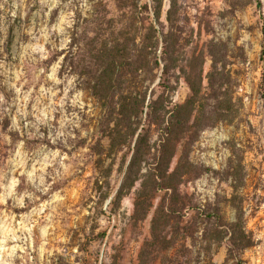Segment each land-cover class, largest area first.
<instances>
[{"label":"rangeland","instance_id":"obj_1","mask_svg":"<svg viewBox=\"0 0 264 264\" xmlns=\"http://www.w3.org/2000/svg\"><path fill=\"white\" fill-rule=\"evenodd\" d=\"M133 2L0 0V264H264V0H160L158 23L152 0ZM126 22L143 36L154 24L164 97L182 103L200 69L216 115L182 141L193 170L162 233L151 219L163 191L137 222V185L111 201L128 154L102 155L99 177L103 111L73 72L84 41Z\"/></svg>","mask_w":264,"mask_h":264},{"label":"trees","instance_id":"obj_2","mask_svg":"<svg viewBox=\"0 0 264 264\" xmlns=\"http://www.w3.org/2000/svg\"><path fill=\"white\" fill-rule=\"evenodd\" d=\"M116 1L119 9L135 5L133 0ZM152 2L153 18L158 23L160 0ZM146 29L147 33L143 36L141 29L133 22H126L112 29L110 38L105 41L88 38L78 51L81 57L77 56L72 66L73 72L81 76L83 87L97 100L103 111L99 131L106 139L107 146L101 153L94 149L98 154L95 167L99 170V177L108 178L110 175L109 168L101 167L102 155L112 156L123 149L128 154L120 184L111 201L118 206L122 197L137 185L131 214V218L137 222L145 219L158 192L163 191L166 197L155 207L151 219V232L162 233L165 218L183 208L179 187L190 178L193 170L182 141L190 136L193 127L208 126L216 115L215 110L209 111L204 107L207 94L202 91L200 69L193 77L184 76L189 93L182 103L164 97L161 88H165L169 96L174 88L172 85H162V76L157 74L159 63L155 54L157 30L153 23H149ZM261 33L264 43L263 20ZM263 43L259 55L262 64ZM172 61L170 57L167 59V62ZM166 81L169 84V79ZM179 147L181 153L172 166ZM100 178H95L97 188ZM213 216L216 220L220 219L219 215H206L207 218ZM229 242L237 248L248 245L245 236L230 237Z\"/></svg>","mask_w":264,"mask_h":264}]
</instances>
